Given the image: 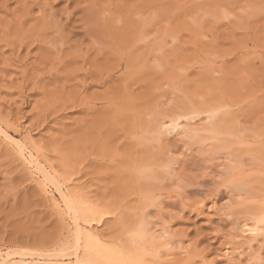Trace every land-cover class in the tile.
Returning <instances> with one entry per match:
<instances>
[{"label": "rangeland", "instance_id": "rangeland-1", "mask_svg": "<svg viewBox=\"0 0 264 264\" xmlns=\"http://www.w3.org/2000/svg\"><path fill=\"white\" fill-rule=\"evenodd\" d=\"M1 128L0 262L264 264V0H0Z\"/></svg>", "mask_w": 264, "mask_h": 264}, {"label": "bare ground", "instance_id": "bare-ground-1", "mask_svg": "<svg viewBox=\"0 0 264 264\" xmlns=\"http://www.w3.org/2000/svg\"><path fill=\"white\" fill-rule=\"evenodd\" d=\"M194 111H192L191 113H193ZM186 114V113H185ZM188 114V113H187ZM186 114V115H187ZM208 116V115H207ZM168 124H170L168 127H167V129H172V130H181L179 127H181L180 126V124H179V121L177 120V118H172L171 120H170V123H168ZM166 130V129H165ZM0 135H2L3 136V138H5L7 141L8 140H14V138L10 135V134H8L7 133V131H4V130H2V128L0 129ZM2 139V138H1ZM4 139H2V141H3ZM10 144V143H9ZM8 144V145H9ZM16 144V143H15ZM12 145V144H11ZM22 146V145H21ZM19 147V146H18ZM19 148H21V147H19ZM8 149V148H7ZM10 150V149H9ZM16 150V149H15ZM17 151V150H16ZM24 151V150H23ZM14 153H15V151H14ZM27 153H29V152H27ZM26 154V153H25ZM16 156H18V157H16V158H20L21 156H23V154H22V150L21 149H19V152H16V154H15ZM28 155V154H27ZM24 157V156H23ZM30 157V156H29ZM33 157V156H32ZM30 159V158H29ZM20 161H22V160H20ZM31 161L32 162H34L33 163V165H38V164H36V163H38V161H36L35 159H31ZM24 162H25V160H24ZM23 164V163H22ZM25 164V163H24ZM25 166V165H24ZM36 169H39L38 171H40V173H41V178H43V179H45V170L43 169V168H41V165H40V167L38 166V168H36ZM42 182V181H41ZM41 182H39V185H41L42 187L44 186V184L43 183H41ZM65 186H67V185H65ZM55 187H56V190L59 192V193H62V188H61V185H55ZM70 188V187H69ZM68 189V188H67ZM41 193V192H40ZM63 195V194H62ZM62 195H61V197H62ZM60 196V195H59ZM86 201L87 200H82L81 202V204H77V203H75L74 204V207H73V220H74V224L76 225V227H79V224H78V221L79 220H82L83 222H85V224H88L89 223V217L91 216H93L95 213H96V208L95 207H93V206H89L87 203H86ZM65 203H66V205H70V203L71 202H69L68 203V201H66L65 200ZM76 205V206H75ZM72 206V205H71ZM84 206V207H83ZM83 207V208H82ZM70 208V207H69ZM72 208V207H71ZM82 208V209H81ZM90 217V218H91ZM84 225V224H83ZM90 225V224H89ZM85 226V225H84ZM83 228V227H82ZM260 230H261V232L263 231V229L262 228H260L259 229V227H256V226H249V225H246V224H243V225H241L240 226V228H239V232H240V235H243V236H246V235H250L252 238L254 237V236H256V235H259L260 234ZM84 233V232H83ZM82 233V234H83ZM239 235V236H240ZM249 236V237H250ZM250 237V238H251ZM84 242H85V244H84V246H85V248L83 249V253H84V261H85V263H89V262H91V256H90V254H89V248H90V242H89V239H91V238H89V236L88 235H86L85 233H84ZM251 238V239H252ZM247 239V238H246ZM253 240V239H252ZM91 241V240H90ZM89 247V248H88ZM228 251V250H227ZM231 251H232V249H231ZM229 253H231L230 252V250H229ZM233 254H234V251L232 252ZM227 254V253H226ZM225 255V254H224ZM230 255V254H229ZM226 256V255H225ZM231 256V255H230ZM5 261H7L6 259L4 260V261H2V262H0V264H6L5 263ZM83 261V262H84ZM11 264H13V263H11ZM16 264V263H15ZM19 264V263H18Z\"/></svg>", "mask_w": 264, "mask_h": 264}]
</instances>
